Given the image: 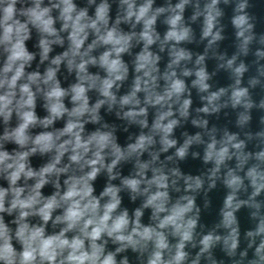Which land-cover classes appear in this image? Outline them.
Instances as JSON below:
<instances>
[{
    "label": "clouds",
    "instance_id": "1",
    "mask_svg": "<svg viewBox=\"0 0 264 264\" xmlns=\"http://www.w3.org/2000/svg\"><path fill=\"white\" fill-rule=\"evenodd\" d=\"M153 2L119 0L112 20L109 0H88L89 6H95L93 15L74 0H48L47 5L44 0H0V181L4 182L0 184V264H201L202 258L207 264H217L212 252L217 245L228 257L237 256L241 228L236 213L242 208L248 209L251 227L244 231L246 248L232 264H244L245 260L247 264H264V199H258L264 193V149L245 151L246 141L227 129L217 139L216 127L208 129V120L199 116L218 113L230 104L232 109H243L236 120L243 130L254 107L249 89L240 87L247 69L244 63L233 68L236 55L227 60L235 84L230 86L228 100L219 103L228 89L209 91L205 55L197 57L199 67L195 71L181 68L182 76H195L192 87L207 95H200L206 103L195 110L197 117L191 120L204 131L194 135L183 132V142L178 143L174 130L181 119L189 118L193 101L176 69L182 61H191L192 54L173 45L170 62L161 75L157 67L160 57L149 48L160 39L153 26L165 12L172 14L165 20L170 27L161 50L168 41L179 44L191 39V29L182 23L189 0L155 10ZM218 3L211 0L203 13L197 10L192 17L195 20L204 15L202 39L210 37L209 47L222 39L220 31H213L222 15ZM246 7L247 0H241L232 19L236 36L242 40L239 51L245 55L253 39ZM54 10L58 12L55 17ZM122 23L133 29L142 24V31L124 32ZM33 33L38 53L27 47ZM133 39L143 42V48L133 61L130 90L118 97L129 77L123 54L130 52ZM66 40L67 50L50 57L53 46L63 47ZM97 50L102 51L93 55ZM37 55L36 70L27 71ZM257 55L264 57V52ZM62 64L75 76L67 88L62 87L57 75ZM41 65H45L43 72ZM90 66L103 75L90 73ZM249 83L254 87L259 80L253 78ZM90 92L96 93L94 100ZM38 99L43 116L37 114ZM258 106L264 109V99ZM149 107L155 109L151 125ZM101 109L125 123H110ZM132 125L138 126V134L129 132ZM121 129L128 133L123 145L117 135ZM244 135L253 139L251 132ZM255 136L264 143V131ZM193 145L202 146L203 164L212 165L196 176L184 174L178 166ZM170 150L174 151L161 160V154ZM145 153L149 157L146 160L142 159ZM191 156L195 159L200 153L194 151ZM34 157L42 162L34 165ZM233 158L234 167L228 163ZM169 162L175 166L169 167ZM124 163L132 164L129 175L122 173ZM101 176L105 181L97 193L95 184ZM218 182L226 190L219 221L207 232H197L201 215L197 197L203 193L207 208L208 194ZM46 187L51 189L48 194L43 191ZM171 192L180 194L173 197ZM122 193L133 204L139 199V205L131 211L122 206ZM146 210L147 224L142 222ZM189 245L198 248L194 255L186 250ZM129 252L134 260H130Z\"/></svg>",
    "mask_w": 264,
    "mask_h": 264
},
{
    "label": "water",
    "instance_id": "2",
    "mask_svg": "<svg viewBox=\"0 0 264 264\" xmlns=\"http://www.w3.org/2000/svg\"><path fill=\"white\" fill-rule=\"evenodd\" d=\"M78 7H88L89 15H93L94 12V5L89 6L88 0H74ZM99 2V0H97ZM143 0H137V3H142ZM180 0H154L153 2V10L156 8L164 7L168 8L169 4L174 7ZM211 0H189V3L185 5V9L183 12V26L189 27L191 29V39L189 41H182L179 44H176L175 41H168L164 44L163 50H161V41H163L164 36L166 35L167 31L169 30V25L165 23V20L168 16L172 13L165 12L162 13L157 17L156 23L153 26L155 32L159 35V40H157L153 45L150 46L149 50L153 52L154 55H158L160 60L157 63V67L159 69L160 74L162 75L165 70L167 69V64L170 62V49L175 45L177 48H184L186 51H189L192 54L191 61H182L181 66L176 69L177 75L179 78L183 79L186 83L188 90L191 93V99L193 101L191 108H190V115L189 118L185 121L181 119V125L178 126L174 130L173 138L178 140V143H182L184 137L182 136L183 132H187L189 135H194L197 132H203L204 129L197 128L191 124V120L197 117V112L195 111L197 108L202 107L205 101L200 100V95H207V93H198L197 89L192 87V80L195 79V76L184 77L181 75V68L187 67L189 69H193L195 71L199 66L195 64V61L199 55H205L204 66L206 71L208 72L210 79L207 81L210 84L209 91H218L221 88L228 89V92L225 96L221 97L219 103H224L228 100L231 94V85L235 84V76L233 75L232 69H228L226 67V62L228 59H231L233 55L237 56L235 63L233 64V68L239 66L240 63H244L246 67V71L244 72L243 76L241 77V84L240 87H247L249 89V93L251 96L252 101L254 102V107L250 110L251 121L248 125L244 127L242 130L241 128L237 127L236 120L237 115L239 112L243 111L242 108L232 109L230 104L228 107H222L218 113H214L211 115H205L200 113V118L208 120V129H211L213 126L216 127L218 130L216 135L217 139H219L223 135V131L227 129L231 133H239L240 139H244L246 141V149L245 151L250 152H257L264 149V143L261 142L259 138L255 136V133L264 131V124L261 123V118L264 117V109L259 108V103L262 99H264V75H261V71H264V57L258 56V52H264V43L261 42V38L264 37V0H247V7L245 8L244 12L249 16V22L253 25L251 30V35L253 36L252 41L248 45V52L247 54H243L239 51V44L242 42L241 39H238L236 36L237 29L232 24V19L235 15H237L235 9L238 3L241 0H228L225 3V0H219L217 4V8L221 11L222 15L217 18V23L213 29L214 32L220 31L222 39L216 41L211 47L208 46L209 38L202 39V31L204 27V15L198 16L195 20L192 19L193 15L199 10L201 13L204 12L205 5L210 3ZM45 5L48 4V0H44ZM111 4V11L110 16L112 20H115L117 12H118V4L119 0H109ZM58 12L53 11V16H57ZM58 29L60 27V22L57 21L55 25ZM142 24L136 25L133 29L130 24L122 23L120 28L124 32H136L139 34L142 31ZM63 36L66 37V33H62ZM248 35V33H246ZM91 36L89 43L91 41ZM132 48L130 49L129 53L123 54L124 61L129 65V77L123 83L122 87L120 88L119 92L117 93L118 97L120 95L126 94L130 90V86L133 80L134 73L132 71L133 68V61L135 56L142 50L143 42H137L136 39H133ZM36 44V35L33 33V38L27 42V47L29 51L37 52L38 49L34 47ZM67 40L63 47L60 46H53V52L50 53L51 56H55L56 54L62 53L63 51L67 50ZM2 51V50H0ZM99 51L97 50L93 52V55H98ZM220 56H223L224 59H219ZM39 62V56L37 55L36 61L33 62L32 67L27 69V71H34L36 70V65ZM0 63H2V56H0ZM47 63V62H46ZM220 65H225V67H220ZM45 65L40 66V71H44ZM89 71L92 74H96L100 72L101 75L103 73L95 67H89ZM58 78L61 81L62 87L67 88L71 83L75 82V76L73 74H69L64 64L61 65V70L57 74ZM259 80V83L256 84L254 87L250 85L249 81L251 79ZM161 87H163V80L159 81ZM115 90V89H114ZM90 97L94 100L96 98L95 92L89 93ZM141 99L143 98V94H139ZM188 97V93H185V98ZM41 101L38 99L37 101V114L43 116L45 114L43 108L41 107ZM67 103V102H66ZM71 107V105H68ZM175 111V106L174 109ZM155 109L149 107V125L154 118ZM101 115L105 116V119L108 120L110 123L115 122L117 124H124L125 122L116 120L114 114L112 115H105V109H101ZM177 118L178 113H177ZM13 124H15V118L13 119ZM59 126V123H58ZM92 126L89 125L88 128L90 129ZM140 131L138 126L132 125L129 128L130 133H137ZM146 131V130H145ZM3 132V125L0 123V134ZM245 132H251L253 134V139L248 140L247 137L244 135ZM117 135L120 137V143L123 145L126 141L128 133H124L121 129ZM207 139V136L204 137ZM9 149L13 147L12 145H7ZM156 148H159V144L156 145ZM174 150H170L167 154H161L160 159L164 160L165 155H170ZM199 152L200 157L193 159L191 156L192 152ZM203 156V148L202 146L193 145L190 148L189 156L184 160L178 162V166L180 167L181 171L184 174H190L193 176L200 175L204 172L207 168H210L212 165H204L202 162ZM147 153L144 154L142 159H148ZM32 162L34 165L40 164L42 161L38 157L32 158ZM229 166H235V158L232 161H229ZM169 167H173L172 163L169 162ZM121 170L123 175H129L132 171V164L131 163H124L121 165ZM150 175V174H149ZM105 177L101 176L96 184L95 187L97 189V193L102 190L104 185ZM3 181H0V184H3ZM114 183H118L115 181ZM6 186V184H4ZM181 186V193L183 192V181H180ZM205 188H207V183L205 184ZM45 194L50 193L51 189L46 187L44 190ZM226 190L223 188L222 185L218 182V186L216 189L212 190L208 194V199L210 203L207 208L204 207L205 197L203 193H201L197 197V205L201 208V215L198 227L196 229L197 232H207L211 229L216 223L219 221V209L222 206L223 197L225 195ZM173 197L178 196L180 193L171 192L170 193ZM123 196V205L124 207L129 208L131 211L133 208L139 205L140 200L138 199L135 204L129 201L128 195L126 193H122ZM258 199H264V193H262L261 197ZM239 221H240V228H241V237H240V248L238 249L237 256L234 258H230L226 255V253L222 250L220 245H217L213 250V257L217 261V264H232L233 259H239V251H242L247 246V241L244 239V231L251 227L250 221L248 219V209L242 208L239 212L236 213ZM149 212L145 211V216L143 217V221L147 224ZM204 225V228L201 229L199 225ZM222 232V230H218ZM199 237H197V240ZM187 251H190L193 255L195 254L197 249H192L191 245L186 248ZM129 255L130 260H134V254L131 252L127 253ZM251 255V253H250ZM119 259V257H118ZM201 264H207V262L202 258ZM244 264H247V260L244 261Z\"/></svg>",
    "mask_w": 264,
    "mask_h": 264
}]
</instances>
